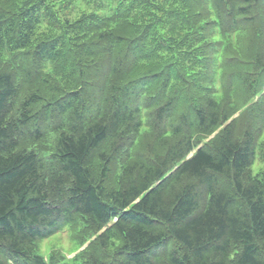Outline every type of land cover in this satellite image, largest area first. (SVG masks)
<instances>
[{
    "label": "trees",
    "instance_id": "trees-1",
    "mask_svg": "<svg viewBox=\"0 0 264 264\" xmlns=\"http://www.w3.org/2000/svg\"><path fill=\"white\" fill-rule=\"evenodd\" d=\"M257 154L264 0H0V264H264Z\"/></svg>",
    "mask_w": 264,
    "mask_h": 264
},
{
    "label": "rangeland",
    "instance_id": "rangeland-1",
    "mask_svg": "<svg viewBox=\"0 0 264 264\" xmlns=\"http://www.w3.org/2000/svg\"><path fill=\"white\" fill-rule=\"evenodd\" d=\"M242 111L243 110L241 109L235 114V116H238ZM207 140L208 138L205 141ZM253 168L255 172H260L262 169H264V160H260L259 154H257V158ZM54 248L61 250L69 258L74 256L75 252L78 251L79 245L73 238V233L69 226H66L61 231H58L57 233L42 241L40 245V252L44 255H47Z\"/></svg>",
    "mask_w": 264,
    "mask_h": 264
}]
</instances>
